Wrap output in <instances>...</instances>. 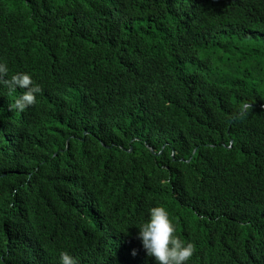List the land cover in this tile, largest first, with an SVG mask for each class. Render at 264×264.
<instances>
[{"label":"trees","instance_id":"trees-1","mask_svg":"<svg viewBox=\"0 0 264 264\" xmlns=\"http://www.w3.org/2000/svg\"><path fill=\"white\" fill-rule=\"evenodd\" d=\"M0 61L41 88L0 87V264H156L154 206L264 264V0H0Z\"/></svg>","mask_w":264,"mask_h":264},{"label":"clouds","instance_id":"clouds-1","mask_svg":"<svg viewBox=\"0 0 264 264\" xmlns=\"http://www.w3.org/2000/svg\"><path fill=\"white\" fill-rule=\"evenodd\" d=\"M0 87L7 88L9 92H15L17 88L24 90L12 105L21 112L34 105L41 92L39 84L33 80L30 73L16 71L9 75L8 65L2 61H0ZM250 106L242 105L239 115L242 116ZM135 227L138 229L137 238L142 248L147 256L154 258L156 264H188L193 256L194 244L176 235L175 225L165 207H151L145 221ZM59 264H79V261L67 251H61Z\"/></svg>","mask_w":264,"mask_h":264},{"label":"water","instance_id":"water-1","mask_svg":"<svg viewBox=\"0 0 264 264\" xmlns=\"http://www.w3.org/2000/svg\"><path fill=\"white\" fill-rule=\"evenodd\" d=\"M149 152H150V153H153L152 149H149Z\"/></svg>","mask_w":264,"mask_h":264}]
</instances>
